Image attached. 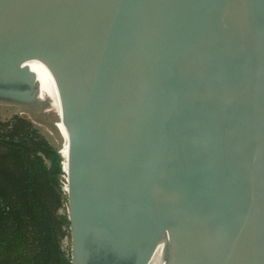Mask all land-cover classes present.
I'll return each instance as SVG.
<instances>
[{"label":"water","instance_id":"1","mask_svg":"<svg viewBox=\"0 0 264 264\" xmlns=\"http://www.w3.org/2000/svg\"><path fill=\"white\" fill-rule=\"evenodd\" d=\"M14 114L64 159L71 264H264V0H0Z\"/></svg>","mask_w":264,"mask_h":264},{"label":"trees","instance_id":"2","mask_svg":"<svg viewBox=\"0 0 264 264\" xmlns=\"http://www.w3.org/2000/svg\"><path fill=\"white\" fill-rule=\"evenodd\" d=\"M59 151L26 115L0 118V264H71Z\"/></svg>","mask_w":264,"mask_h":264},{"label":"flooded vegetation","instance_id":"3","mask_svg":"<svg viewBox=\"0 0 264 264\" xmlns=\"http://www.w3.org/2000/svg\"><path fill=\"white\" fill-rule=\"evenodd\" d=\"M11 88H14V89H20L21 87H20V86H14V87L12 86ZM26 88H27V87H26ZM14 115H15V114H14ZM10 117H11V116H10ZM1 119H2V118H1ZM105 260H106V259H103V258H102V259L100 260V262H97V263H94V264H101V263H105V262L107 263L108 260H106V261H105ZM111 263H112V264H130V262H127V261H125V260H124L123 262H114V261H113V262H111Z\"/></svg>","mask_w":264,"mask_h":264}]
</instances>
